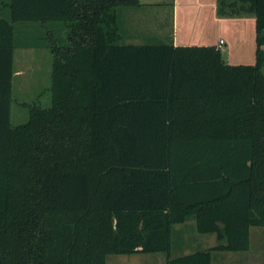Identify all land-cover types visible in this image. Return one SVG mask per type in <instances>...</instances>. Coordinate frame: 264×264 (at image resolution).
<instances>
[{
	"label": "trees",
	"instance_id": "1",
	"mask_svg": "<svg viewBox=\"0 0 264 264\" xmlns=\"http://www.w3.org/2000/svg\"><path fill=\"white\" fill-rule=\"evenodd\" d=\"M140 0H9L0 17V264H107L164 253L211 264L264 227V0H218L253 14V64L217 46L127 44L121 14ZM63 21L51 45L52 104L11 120L14 24ZM194 219L212 248L173 258Z\"/></svg>",
	"mask_w": 264,
	"mask_h": 264
},
{
	"label": "crops",
	"instance_id": "2",
	"mask_svg": "<svg viewBox=\"0 0 264 264\" xmlns=\"http://www.w3.org/2000/svg\"><path fill=\"white\" fill-rule=\"evenodd\" d=\"M150 1L153 2V0H140L141 6L128 8L122 12L120 18L125 43L136 45L166 43L173 44L174 46H219L220 41L224 40L225 43L221 49L227 63L238 65L253 64L255 62L256 35L255 17L253 14L240 16L221 15L218 11V0H172V3H170L171 25L166 28L162 19L158 23L157 21L154 22L143 11L146 8L145 5H163L164 2L152 3ZM8 3L9 0H0V17L9 18ZM160 16L162 18L163 14L161 13ZM16 24H14L15 49L12 66L11 120L13 115L15 118H19L23 114V111L20 109L13 111L14 85L18 88V92L23 91L27 87L28 82L25 69H31V63L28 61L31 56V53H29L31 47L25 40L17 39ZM27 104L28 102H25V108ZM188 222L189 220L176 225L184 226ZM177 231L182 232L183 235L186 234V237L190 233L186 232L182 226ZM217 244H213L209 248ZM253 244L250 229V248L247 251H213L211 264H262L264 259H262L263 257L259 253L253 252ZM192 248L193 250H191ZM194 249V244L189 238L183 242H178L175 251L178 254H182L180 256H184L196 252ZM122 256H131V259H115L110 261L109 264H168L166 254L161 257H144L139 254ZM171 256L176 258L173 256L172 251Z\"/></svg>",
	"mask_w": 264,
	"mask_h": 264
},
{
	"label": "rangeland",
	"instance_id": "3",
	"mask_svg": "<svg viewBox=\"0 0 264 264\" xmlns=\"http://www.w3.org/2000/svg\"><path fill=\"white\" fill-rule=\"evenodd\" d=\"M159 1L164 2L163 5H145L146 8H144L143 11L145 12V15L150 19L152 18L154 22L157 21L158 23V21L162 19L165 27H170L172 20V16L170 14V3H172V0H153V2H150L154 3ZM161 13L163 14L162 18H160ZM241 15L247 14L242 13ZM16 29L18 36L17 39L25 40L28 44H30L31 49L29 53H31V56L28 61L31 63V69H25L28 82L26 85L27 87L23 91L18 92V88H16V86L14 85L13 111L19 109L23 111L22 116L19 118H15L14 115L12 116V123L14 125L24 123L28 119V108L24 107L25 102H28L27 105L36 103L41 105L42 107L51 106V70L53 63V54L51 53L49 47L57 42L61 44L64 40L66 41V28L63 21L46 23L18 22L16 24ZM224 58L226 60V57ZM181 226L186 230V232H190L189 236L187 235L188 237H186V234L183 235L182 232L177 231ZM184 237L185 239L190 238L195 247L194 251L206 250L213 244L218 243L215 235L199 233L196 227L195 220L190 219L189 222L184 226H174V233L172 236V253L174 257L182 255L176 253L175 250L178 242H183L185 240ZM251 241L252 243H254L253 252L259 253V255L263 257L262 259H264V227L251 228ZM191 250H193V248ZM139 255H143L144 257H161L165 254L159 253ZM115 259H131V256L109 255L107 257V264ZM262 264H264V262Z\"/></svg>",
	"mask_w": 264,
	"mask_h": 264
},
{
	"label": "built area",
	"instance_id": "4",
	"mask_svg": "<svg viewBox=\"0 0 264 264\" xmlns=\"http://www.w3.org/2000/svg\"><path fill=\"white\" fill-rule=\"evenodd\" d=\"M224 43H225V41H224V40H221V41H220V45L217 46V47L221 49V47H222V45H223Z\"/></svg>",
	"mask_w": 264,
	"mask_h": 264
},
{
	"label": "water",
	"instance_id": "5",
	"mask_svg": "<svg viewBox=\"0 0 264 264\" xmlns=\"http://www.w3.org/2000/svg\"><path fill=\"white\" fill-rule=\"evenodd\" d=\"M242 2H246L247 0H241ZM255 35H256V29H255ZM255 38H256V36H255ZM256 40V39H255Z\"/></svg>",
	"mask_w": 264,
	"mask_h": 264
}]
</instances>
